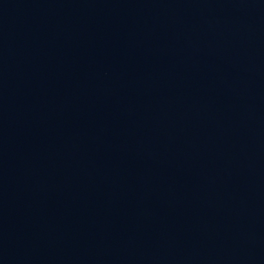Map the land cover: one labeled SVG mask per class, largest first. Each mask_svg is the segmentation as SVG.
<instances>
[{
	"label": "water",
	"instance_id": "water-1",
	"mask_svg": "<svg viewBox=\"0 0 264 264\" xmlns=\"http://www.w3.org/2000/svg\"><path fill=\"white\" fill-rule=\"evenodd\" d=\"M0 264H264V0H0Z\"/></svg>",
	"mask_w": 264,
	"mask_h": 264
}]
</instances>
